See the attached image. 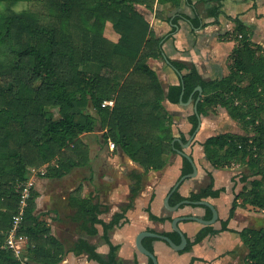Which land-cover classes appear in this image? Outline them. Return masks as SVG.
Returning <instances> with one entry per match:
<instances>
[{"label": "trees", "instance_id": "16d2710c", "mask_svg": "<svg viewBox=\"0 0 264 264\" xmlns=\"http://www.w3.org/2000/svg\"><path fill=\"white\" fill-rule=\"evenodd\" d=\"M156 1L0 0V264H23L4 244L18 213L24 184L33 174L46 166V176L60 178L88 165L90 149L83 135L98 127L107 129V142H114L145 171L162 169L166 165L163 155L178 144H173L172 120L163 102L166 98L174 103L191 97L197 100L198 86L203 91L197 112L190 117V134L199 127L201 115L218 106L226 108L244 133L209 137L204 143L206 155L217 168L238 164L246 166L249 174L242 177L247 184L235 196L221 228L203 226L193 238H187L181 251L192 250L209 234L229 230L238 207L250 205L264 211L263 47L252 41L249 28L238 16L229 17L236 25L232 35L237 41L229 74L207 81L196 68L183 73L186 65L170 60L181 81L166 91L149 64L151 58L161 56V39L137 8L143 5L152 10ZM21 2L26 7L16 9ZM213 2L209 15L218 22L222 0ZM108 22L120 34L117 41L104 33ZM191 22L196 27L208 25L199 17ZM105 100H114V104L103 106ZM185 165V173L193 171L188 159ZM143 176L136 172L130 176L134 184L131 199L141 190ZM80 189L77 187L73 196L75 218L92 226L87 227L90 234L97 233L95 225L101 224L110 251L104 256L83 239L75 243L74 251L101 264H140L119 260V246L109 239L110 230L124 213L103 221L100 205L79 196ZM30 191L20 228L28 237L24 264H57L63 258L64 246L36 215V193L32 188ZM220 193L212 180L188 199L200 201ZM184 199L176 190L170 203L176 205ZM150 217L165 220L153 214ZM212 217L213 211L207 208L204 218ZM163 234L176 244L182 241L176 231ZM240 236L248 249L246 264H264V228L246 227ZM155 240L153 236L142 240L152 253ZM147 264H154L153 260Z\"/></svg>", "mask_w": 264, "mask_h": 264}, {"label": "crops", "instance_id": "0c3cea01", "mask_svg": "<svg viewBox=\"0 0 264 264\" xmlns=\"http://www.w3.org/2000/svg\"><path fill=\"white\" fill-rule=\"evenodd\" d=\"M213 4V0H178V3L174 0H157L152 10L137 5L161 39V56L151 58L149 64L166 91L181 81L180 74L170 65V60L185 64L183 73L196 68L207 81L222 79L229 74L232 54L237 45L232 35L236 25L229 17L238 16L249 28L252 41L264 49V0H222V13L218 22L209 15ZM195 17L208 25L194 26L191 19ZM111 26L108 22L105 35L117 41L120 34ZM197 103L192 97L187 101L181 99L178 103L167 98L164 100V107L172 120L173 144H178L170 153L163 155L166 165L160 170L145 171L120 147H109L108 142L111 140L107 142L104 139L107 129L98 127L83 135L90 149L88 165L77 167L60 178L46 176V166L43 167L46 171L44 174H33L29 183L36 193V215L47 223L52 234L64 246L63 258L57 264H101L90 259L86 253L74 251L79 239L95 245L97 252L104 256L110 251V245L103 238L104 228L101 224L95 225L97 233L90 234L87 227L92 226H86L84 220L75 218L77 208L73 205V196H76L74 192L79 186V196L91 198L100 205L102 211L99 218L103 221L109 222L113 215L124 213L120 223L110 230L109 239L119 246L117 257L125 262L137 260L140 264H147L149 261L150 258L137 247L138 236L143 231L161 235L176 231L172 223L177 217H186L179 227L190 238L205 226L192 217L205 219L207 208L210 207L195 201L181 203L183 200L172 205L170 199L176 190L186 200L213 180L214 189L221 190V193L218 197L203 200L210 202L218 211V219L211 225L216 229L221 228V220L229 217L235 196L247 184L242 177L249 171L238 164L215 167L206 155L204 143L216 134H241L244 131L226 108L218 106L207 115H201L199 127L194 134H190L193 127L190 117L196 113ZM183 137L187 140H183ZM187 156L193 159L196 172ZM185 159L191 162L192 172H184ZM134 172L144 176L141 190L131 199L134 184L130 176ZM151 214L165 220H153ZM250 222V212L238 207L228 224L229 230L209 234L186 252L174 249L165 240L155 237L154 254L158 264H246L248 249L243 244L240 231L249 227Z\"/></svg>", "mask_w": 264, "mask_h": 264}, {"label": "built area", "instance_id": "2783aa9c", "mask_svg": "<svg viewBox=\"0 0 264 264\" xmlns=\"http://www.w3.org/2000/svg\"><path fill=\"white\" fill-rule=\"evenodd\" d=\"M113 104H114V100H105L103 102V106L113 105ZM109 145L111 148L115 147V144L112 141H109ZM39 172L44 174L46 171L43 168H41ZM39 172H36L35 174ZM24 185L25 187L22 192L21 204L19 206L18 213L15 215L13 219L11 228L8 231L5 244H4V247L11 249L15 253L16 257L19 258L23 264L26 261L24 253L26 252L28 248V237L27 235L20 233V228L22 224V218L24 216V212L27 206V200L31 196L30 189L32 188L29 181L25 183Z\"/></svg>", "mask_w": 264, "mask_h": 264}, {"label": "water", "instance_id": "95a60500", "mask_svg": "<svg viewBox=\"0 0 264 264\" xmlns=\"http://www.w3.org/2000/svg\"><path fill=\"white\" fill-rule=\"evenodd\" d=\"M197 90L200 92V96L199 98L197 99V102L200 100L201 98V95H202V87L201 86H198L197 87ZM196 112H197V106H196ZM201 118V116H200ZM201 123V121H200ZM191 161L192 163L194 164V161L191 157L187 156ZM194 167H195V164H194ZM194 172H196V167H195V170ZM192 201L191 200H183L181 203H191ZM195 203L197 204H202V205H206L208 207L211 208V210L213 211V217L211 219H203V218H200V217H192L194 220H197L199 221L200 223L204 224V225H211V224H214L217 219H218V211L216 210V208L208 201L206 200H200V201H195ZM179 206V205H177ZM176 207V206H175ZM186 219V217H177L174 219L173 223H172V226H173V229L176 230L177 232L180 233L181 235V238H182V242L180 244H176L170 237L166 236V235H161L159 233H155V232H151V231H143L140 233V235L138 236V239H137V247L139 249L140 252L146 254L149 258H151L153 260V263L154 264H158V260L155 256L154 253H152L151 251H149L144 245H143V238L146 237V236H153V237H156V238H161L163 240H165L166 242H168V244L173 247L174 249H184L187 245V236L186 234L180 229L179 227V223Z\"/></svg>", "mask_w": 264, "mask_h": 264}, {"label": "rangeland", "instance_id": "374dc122", "mask_svg": "<svg viewBox=\"0 0 264 264\" xmlns=\"http://www.w3.org/2000/svg\"><path fill=\"white\" fill-rule=\"evenodd\" d=\"M25 7H26V3H24V2L18 3L16 5V9H23ZM111 29H112V26H111ZM105 30H106V27H105ZM104 33H105V31H104ZM113 41H115V40H113ZM91 69L94 70L95 68L92 67ZM108 146L110 147L109 142H108ZM240 167H244L246 170H248V168L246 166H240ZM241 208H242V206H241ZM243 208L247 209L250 212V216H251L250 226L251 227H255V228L263 227L264 228V211L262 209H258L254 206H251V208H249V205H246Z\"/></svg>", "mask_w": 264, "mask_h": 264}]
</instances>
